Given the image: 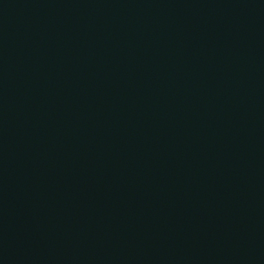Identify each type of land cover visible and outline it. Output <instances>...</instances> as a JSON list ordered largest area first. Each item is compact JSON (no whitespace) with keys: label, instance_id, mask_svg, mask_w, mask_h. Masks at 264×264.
Listing matches in <instances>:
<instances>
[{"label":"water","instance_id":"water-1","mask_svg":"<svg viewBox=\"0 0 264 264\" xmlns=\"http://www.w3.org/2000/svg\"><path fill=\"white\" fill-rule=\"evenodd\" d=\"M0 264H264V0H0Z\"/></svg>","mask_w":264,"mask_h":264}]
</instances>
